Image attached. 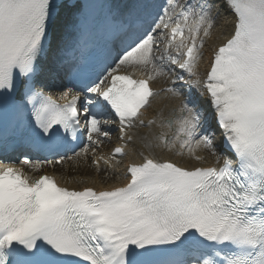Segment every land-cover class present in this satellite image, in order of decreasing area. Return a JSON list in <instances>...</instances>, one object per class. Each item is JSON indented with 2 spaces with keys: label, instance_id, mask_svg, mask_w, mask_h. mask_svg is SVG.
<instances>
[{
  "label": "snow or ice",
  "instance_id": "1",
  "mask_svg": "<svg viewBox=\"0 0 264 264\" xmlns=\"http://www.w3.org/2000/svg\"><path fill=\"white\" fill-rule=\"evenodd\" d=\"M33 152L140 159L77 190ZM0 264H264V0H0Z\"/></svg>",
  "mask_w": 264,
  "mask_h": 264
},
{
  "label": "bare ground",
  "instance_id": "2",
  "mask_svg": "<svg viewBox=\"0 0 264 264\" xmlns=\"http://www.w3.org/2000/svg\"><path fill=\"white\" fill-rule=\"evenodd\" d=\"M231 19V16L223 13V18L221 20L220 28H218L216 31H213V36L211 39L208 41V45H211L213 41H216L217 43L219 42L218 40V34L220 33L221 30L227 31L230 29V24L228 21ZM206 51H207V46H206ZM207 62V57H205V63ZM205 65L201 66V71H203ZM139 76L140 74L137 73ZM155 87H160V83H156ZM61 94V93H57ZM63 102V101H62ZM172 105L165 100L163 97L158 98L154 103L152 108L149 109V111L145 114L146 118H152L153 113L159 109L162 110L164 115L167 116L170 108ZM159 119V117H157ZM115 127V126H112ZM147 132L146 129L140 130V134L144 135ZM114 141L111 147H113L116 144V133H113ZM87 142L85 141V144ZM111 147H108L107 145L103 146V151L105 153H109L111 150ZM136 152L138 153L139 151L145 152V154H148V150L143 147V144L140 142H137L135 145ZM200 155H203L207 158V165H210L214 163L215 158L209 155L208 153L201 152L199 153ZM155 155L157 158H171L175 160L178 163L185 164L187 166H192L196 162L195 161H190L187 157L181 158V157H176L172 153H168L165 151H161L157 149L155 151ZM140 157L138 155H130L128 157H125L123 162L120 164L119 168L113 172L111 169H108L106 171H101L99 174H97L95 168L93 166H89V158H78V159H73V160H63L60 164H43V167L41 170H33L29 169L27 165L22 166L21 165H16L17 167H22L25 169L26 174H28L30 177L33 179L39 178V176L47 174V175H52L55 176L57 181L60 183L61 186H67L70 189H77V190H82L85 186H90L94 187L97 191L104 190L106 188H110L111 186H123L125 183L123 179V173L126 168V166L133 160L139 161ZM205 165V166H207ZM85 169H88V171ZM107 173V177H103L102 174Z\"/></svg>",
  "mask_w": 264,
  "mask_h": 264
},
{
  "label": "rangeland",
  "instance_id": "3",
  "mask_svg": "<svg viewBox=\"0 0 264 264\" xmlns=\"http://www.w3.org/2000/svg\"><path fill=\"white\" fill-rule=\"evenodd\" d=\"M113 141H114V139H113ZM112 144H113V142H112L111 144L107 145V146H108V147H111ZM90 157H91V153H89V164H88L87 168H89V166H91V160H90ZM86 170L88 171V169H85V171H86ZM102 176H103V177H107L108 174H107V173H103Z\"/></svg>",
  "mask_w": 264,
  "mask_h": 264
}]
</instances>
